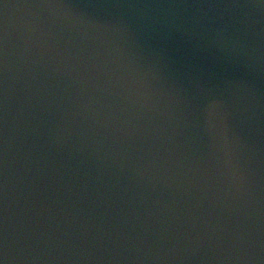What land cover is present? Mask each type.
<instances>
[{"label": "water", "instance_id": "obj_1", "mask_svg": "<svg viewBox=\"0 0 264 264\" xmlns=\"http://www.w3.org/2000/svg\"><path fill=\"white\" fill-rule=\"evenodd\" d=\"M0 264H264V0H0Z\"/></svg>", "mask_w": 264, "mask_h": 264}]
</instances>
